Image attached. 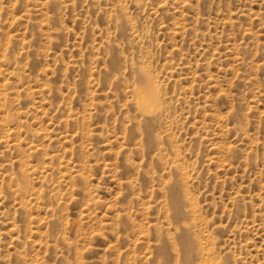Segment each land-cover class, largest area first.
Returning a JSON list of instances; mask_svg holds the SVG:
<instances>
[{
    "label": "rangeland",
    "instance_id": "374dc122",
    "mask_svg": "<svg viewBox=\"0 0 264 264\" xmlns=\"http://www.w3.org/2000/svg\"><path fill=\"white\" fill-rule=\"evenodd\" d=\"M0 264H264V0H0Z\"/></svg>",
    "mask_w": 264,
    "mask_h": 264
},
{
    "label": "bare ground",
    "instance_id": "6f19581e",
    "mask_svg": "<svg viewBox=\"0 0 264 264\" xmlns=\"http://www.w3.org/2000/svg\"><path fill=\"white\" fill-rule=\"evenodd\" d=\"M144 78H145V77H144ZM146 80H147V79H146ZM148 83H149V81H148ZM146 84H147V83H146ZM149 84H150V83H149ZM149 84H148V85H149ZM144 86H145V85H144ZM150 87H151V85H150ZM147 88H148V86H147ZM151 89H152V88H151ZM151 89H150V91H151ZM150 91H149V92H150Z\"/></svg>",
    "mask_w": 264,
    "mask_h": 264
}]
</instances>
